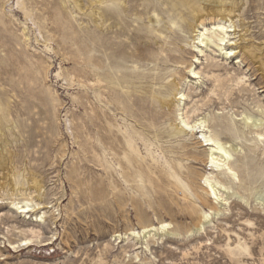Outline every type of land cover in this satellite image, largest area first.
Wrapping results in <instances>:
<instances>
[{"label": "rangeland", "instance_id": "obj_1", "mask_svg": "<svg viewBox=\"0 0 264 264\" xmlns=\"http://www.w3.org/2000/svg\"><path fill=\"white\" fill-rule=\"evenodd\" d=\"M175 1L0 0V264H264V140L233 123L245 111L264 120L257 112L264 110V78L258 65L237 62L241 53L225 60L211 34L202 54L155 67L162 55L155 30L171 37ZM229 4L234 13L225 20L235 32L228 38L264 66V0L223 2ZM150 18H158L154 28ZM191 61L198 81L185 69ZM214 63H228L244 83L217 90L214 77L226 76L208 68ZM165 71L180 72L191 123L203 118L238 147L230 163L237 182L207 165L201 132L174 134L173 107L146 101L176 93L166 90L171 79L154 80ZM218 123L236 128L225 134ZM207 174L236 194H225L228 204L208 197ZM20 201L45 207L41 222L33 221L37 214H17L11 203ZM210 209L220 213L195 233ZM161 224L173 235L113 238Z\"/></svg>", "mask_w": 264, "mask_h": 264}, {"label": "bare ground", "instance_id": "obj_2", "mask_svg": "<svg viewBox=\"0 0 264 264\" xmlns=\"http://www.w3.org/2000/svg\"><path fill=\"white\" fill-rule=\"evenodd\" d=\"M222 1L226 3V0H222ZM223 2L221 3L219 0H176L174 3H172L170 6V11L173 13L174 16L177 17V19H173V17L170 18L169 22L171 24V29L169 30L166 28L168 33L171 35L170 38H163L162 29L155 30V34L158 35H155L153 37L155 39L154 43L155 45H160V50L162 52V55L161 57L155 60L156 65L154 66L157 67L159 66L158 64H162V66L165 69L168 66L176 67L179 65H183L185 62L186 54L190 52H198L199 54H202L203 48L210 47V44L213 42L211 41V37H210L211 34L216 38L217 41V43L214 44V47L217 48L218 51L223 52V56L225 60H228L233 56H235L234 58H236L237 56L236 53H241L243 59L237 62L243 63V60H248L250 65H252V67L254 65H258L256 71H260L262 73V77L264 78V66L258 54L249 47L246 46L240 47L238 44H236L235 41L231 42L232 39L228 38L230 34L232 35V33L235 32V24L232 22V20L227 21L225 19L227 17L231 19V15L234 13V11H232L231 4L223 5ZM157 19L158 18H150L148 20L149 23L153 25V28L154 25L158 23ZM214 20H216V23L211 24V28L207 27L206 25L207 22L208 21L212 22ZM96 22L100 23L99 19L96 20ZM226 22L229 23L228 26H226ZM174 27L182 30L183 29L186 30L191 35L190 40L187 38H185L186 40L185 39L182 40V38L179 35H177V32ZM180 42H186L187 46L185 47L183 45H180ZM237 49H239V51L235 52ZM192 58L195 61H197L198 59L196 55H193ZM193 64L194 62L191 61V63L187 65L185 69H187L188 73L191 75V79L198 81L199 72L195 71V69H192ZM227 66L228 63L220 67L215 63L208 65L209 69L224 70L225 73L224 75L226 77H224L223 79H221L220 76L214 77L215 82H219L218 86H216L217 90H222L223 86H226L230 82H234L233 85L235 87L238 86L240 83H244L245 77L243 79L240 78L237 79L235 77V73L234 72L231 73L229 71L230 68H228ZM164 69H162V71H164ZM179 74L180 72L165 71L163 73H159L154 77L155 81H163L164 79H171L170 83L166 85V90H173L175 88L176 93L173 94L172 98L171 97L169 98V94L167 93V91L165 92L160 91L159 93L156 92L157 95L151 92L153 93V95L147 97L148 100L146 99V101H149V103L154 107H156V104H159V107L161 108L167 107L169 109L173 107L176 113H178L177 123L176 126L174 127V134L175 135L185 134L192 136L196 131L201 132L202 133L200 138L201 144L202 146L207 147V151H206L208 157L207 165L211 168L213 172L218 173V175H225L226 177H229L232 182H237L238 176L232 170L230 163L232 161L234 154L239 152L238 147L231 144L232 142L228 143L224 141V140L228 141V139H224L225 136H223L222 138L218 134L212 133V131L209 130L210 127L207 121L204 120L203 118L198 119L196 122L191 123V117L188 115V113H186V103H184L185 100H188V96L181 89L178 88L180 84L176 83V79ZM214 80H212V82ZM185 84L186 81H183V85ZM243 90H245V88H243ZM261 92H264V86L262 87ZM165 94H167V96H165ZM230 96L231 97L233 96L232 93H230ZM125 99H126L125 101L129 102L131 100V94L127 92L125 94ZM210 102L212 101L210 100ZM204 105L207 106L206 104ZM204 105L195 107L193 113L202 111ZM232 105L233 103L231 101L229 103V107H231ZM259 109L260 108H258V110ZM258 110L257 112H259V114L261 113L260 115L264 116V110H260V111ZM240 117L241 119L233 120L234 126H235V121L240 122L242 126L241 128L244 132H247L248 134H253L255 141H263L264 120L262 118H259L255 113H250L248 111L242 113ZM230 125H232V123H230ZM230 125L228 126L218 123V126L225 134H229L232 132V130H235L236 127L234 128V126H231L230 128ZM202 182L208 197H210L213 200V204L215 205L228 204V199L225 196V194L228 195L229 193H231L232 196L236 195L235 193L232 192L231 188L224 186L221 183V181L218 178L214 177V175L212 174L205 175L203 177ZM11 204L15 208L17 214L19 215L23 214L25 218L28 216L29 213H34L35 215L40 210L45 208L43 206H40L39 204L33 203L32 201H20L18 203H11ZM219 213L220 212L218 210L211 211V209L209 211L202 212L200 215L199 225L194 232L195 233L202 232L209 218H211V216H217ZM43 216L44 213H42L41 215L37 214L35 215L33 221L35 223L41 222ZM169 229H170V225L161 224L159 227L149 226L143 228L141 232L131 231L130 233L125 234L123 236L116 234L113 238L120 240V242L121 240L124 241L128 240L129 239L128 237L132 238L135 241H139L140 238L146 239L149 236L154 235L155 233L158 232L171 236L173 235V233L169 231ZM33 235L36 238L38 237V235H36L35 233ZM29 243L31 242L28 241L27 244Z\"/></svg>", "mask_w": 264, "mask_h": 264}]
</instances>
